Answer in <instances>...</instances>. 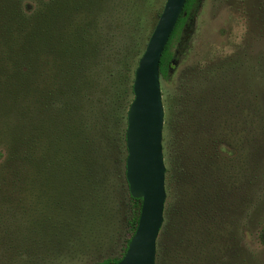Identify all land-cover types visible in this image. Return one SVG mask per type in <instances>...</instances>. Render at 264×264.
<instances>
[{
	"label": "trees",
	"instance_id": "trees-1",
	"mask_svg": "<svg viewBox=\"0 0 264 264\" xmlns=\"http://www.w3.org/2000/svg\"><path fill=\"white\" fill-rule=\"evenodd\" d=\"M150 5L0 0V264H80L94 225L123 212L121 257L92 263L125 256L142 208L121 159L126 103L163 12L140 33ZM203 5L187 0L160 64L162 80L185 77L165 100L156 264H241L251 235L264 247L263 96L235 75L243 61L184 66Z\"/></svg>",
	"mask_w": 264,
	"mask_h": 264
},
{
	"label": "rangeland",
	"instance_id": "rangeland-1",
	"mask_svg": "<svg viewBox=\"0 0 264 264\" xmlns=\"http://www.w3.org/2000/svg\"><path fill=\"white\" fill-rule=\"evenodd\" d=\"M166 1L151 0L140 33L152 34L150 29L152 24L154 25V18L162 8L164 10ZM238 60L243 61L244 66L237 67L235 75L239 79H245L249 90L259 92L264 101V0H204L199 13L195 45L184 66L192 68L201 65L208 68L211 64L219 65ZM184 77L182 72L171 81L161 79L165 114V100L170 101L171 98L178 97ZM133 99L134 96L128 97L126 107L127 104H132ZM165 134L164 126V138ZM125 156H128V153L123 155L122 151L121 159ZM121 166L123 167V164ZM167 201L168 197L166 204ZM125 221L124 212L114 217L110 223L98 221V225H94L95 228L91 230L89 242L86 241L84 245H90L88 250H91L92 256L80 264H93V261L107 257H121L129 238ZM241 245V264H264V247L254 235L246 237Z\"/></svg>",
	"mask_w": 264,
	"mask_h": 264
},
{
	"label": "water",
	"instance_id": "water-1",
	"mask_svg": "<svg viewBox=\"0 0 264 264\" xmlns=\"http://www.w3.org/2000/svg\"><path fill=\"white\" fill-rule=\"evenodd\" d=\"M186 2L166 1L135 71L134 99L127 114L126 178L130 195L142 201V208L137 230L119 264H156L167 200L160 64Z\"/></svg>",
	"mask_w": 264,
	"mask_h": 264
}]
</instances>
